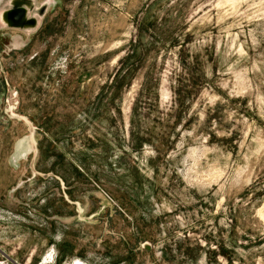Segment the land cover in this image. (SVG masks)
<instances>
[{
	"label": "rangeland",
	"instance_id": "1",
	"mask_svg": "<svg viewBox=\"0 0 264 264\" xmlns=\"http://www.w3.org/2000/svg\"><path fill=\"white\" fill-rule=\"evenodd\" d=\"M10 2L0 264H264V0Z\"/></svg>",
	"mask_w": 264,
	"mask_h": 264
},
{
	"label": "water",
	"instance_id": "2",
	"mask_svg": "<svg viewBox=\"0 0 264 264\" xmlns=\"http://www.w3.org/2000/svg\"><path fill=\"white\" fill-rule=\"evenodd\" d=\"M14 0H12L13 2ZM24 0H19L17 2V4H13L12 2L11 3V10H7L5 11L2 15H1V18L3 19L4 22H6L7 24H9V26H12L14 28L18 27V26H23L24 24H26L27 22V25H29V27H33L34 25V21L33 19L31 20H27L24 18V15L26 14L25 13V10L23 8H21L20 4L21 3H24L22 2ZM8 13V15L5 17V15ZM7 18H10L12 21H15L17 20L18 23H14V22H8ZM30 130V135H31V138H32V130L29 128ZM31 140V139H30ZM32 145V149H33V152L35 151V145L33 143H31ZM142 248H144L146 251H148L149 248H147V246H145L144 244L142 245Z\"/></svg>",
	"mask_w": 264,
	"mask_h": 264
},
{
	"label": "bare ground",
	"instance_id": "3",
	"mask_svg": "<svg viewBox=\"0 0 264 264\" xmlns=\"http://www.w3.org/2000/svg\"><path fill=\"white\" fill-rule=\"evenodd\" d=\"M18 1H19V0H14L12 3H13V4H17ZM7 15H8V13L5 15V17H6ZM7 20H8V22H9V21H10V22L12 21L10 18H7ZM12 22H14V23H18L17 20L12 21ZM31 148H32V147H31ZM18 157H19V156H18ZM18 157H17V158H18ZM25 157H26V156H25Z\"/></svg>",
	"mask_w": 264,
	"mask_h": 264
}]
</instances>
